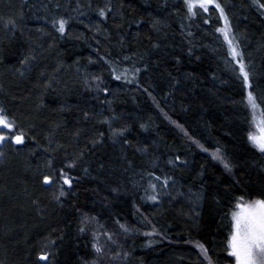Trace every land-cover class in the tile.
Here are the masks:
<instances>
[{
    "label": "trees",
    "instance_id": "1",
    "mask_svg": "<svg viewBox=\"0 0 264 264\" xmlns=\"http://www.w3.org/2000/svg\"><path fill=\"white\" fill-rule=\"evenodd\" d=\"M216 1L264 111V9ZM107 3L105 19L95 9ZM60 16L69 20L64 37L49 23ZM222 25L217 8L190 18L183 0H0V107L26 133L0 165V264H234L226 249L234 198L264 196V153L247 138L248 89ZM25 56L35 60L22 65ZM113 66L127 78L116 80ZM217 148L231 171L213 158ZM69 161L77 179L55 201L59 184L43 176ZM149 173L172 176L171 194ZM149 181L156 202L144 198ZM85 216L95 219L82 225ZM42 250L54 254L48 262L38 260Z\"/></svg>",
    "mask_w": 264,
    "mask_h": 264
},
{
    "label": "snow or ice",
    "instance_id": "2",
    "mask_svg": "<svg viewBox=\"0 0 264 264\" xmlns=\"http://www.w3.org/2000/svg\"><path fill=\"white\" fill-rule=\"evenodd\" d=\"M253 3L258 7L264 9V3L261 0H253ZM166 4V0H165ZM183 4L187 9V13L190 18L196 17L199 12L202 10L203 12H208L209 5L214 4L217 9L220 11V16L224 19V27L217 28L216 31L223 34V39L227 42L228 46V55L232 58L236 65H238L239 77L242 79L243 85L248 89L247 91V105L251 108V126L254 127L255 131L249 130L247 133L248 140L253 144L255 148H257L261 153H264V111H259L260 103L259 96L256 92V88L253 85L252 81V73L250 72L247 64L244 60V53L240 47L239 40L235 36V34L231 30V26L228 21V17L225 14L224 8L221 7L216 0H183ZM59 7V4H57ZM98 13L99 17L107 18L109 12L112 11L110 3L105 4L103 7H98L95 9ZM207 22V21H205ZM9 25L15 26V21L9 20L7 22ZM52 27L55 29L57 33L61 37L68 35L67 28L69 26V20L63 16L58 18H54L49 21ZM159 21H155L153 23V27ZM191 51V50H189ZM125 60L129 59V57H124ZM31 60H35V56H25L21 60L22 65H27ZM89 62L92 63L94 61L89 58ZM109 63H112L109 61ZM110 71L115 76L116 80H120L122 76L126 77L127 70L125 69L123 72L116 67L113 66ZM134 72H139L140 69H134ZM23 75V73H21ZM93 80L101 81L102 78L100 76L92 77ZM98 90L107 93L109 89L104 87L100 89V84L96 85ZM88 113H85L87 116ZM105 123H109L110 121L107 117L104 118ZM175 123V122H174ZM141 128H145L144 124L140 125ZM182 128L183 126L180 125ZM125 128H115L112 129L113 136H122L126 131ZM26 133L22 128L19 127L15 118L11 117L7 114L6 109L0 107V148H2L7 143H12L14 145H23L25 143ZM125 143H129L125 141ZM199 144L198 141H196ZM203 147L202 145H200ZM146 150V149H145ZM207 151V149H205ZM3 151H0V156H3ZM212 156L214 159L220 160L226 170L231 171L232 165L224 158L222 155L221 149L217 148ZM181 157L176 156L174 160H169L168 163L175 165L177 161H180ZM47 166L49 168L53 167L52 160L47 162ZM75 161H69L61 167L54 168V174L44 175L43 183L45 185H51L53 183L59 184V195L55 198L59 200L61 197L68 195V192L65 191L64 186L67 185L68 188L73 186V181L77 179L70 175V170L76 168ZM87 172V169H84ZM155 180L161 181L159 187L164 189V194L170 195V192H167V189L170 187V183L174 181V178L169 175L157 176L155 173H149ZM158 185L149 181L148 188L145 189L146 200L156 202L159 200L161 193L157 191ZM150 190V191H149ZM116 191V189H113ZM235 205L234 210L230 213V231L229 236L226 241V249L228 251V255L234 258V264H264V196L257 197L254 199H246L245 195H239L234 198ZM94 217L85 216L84 220L81 221L82 225L89 220H94ZM126 232L130 231V229L124 225H120ZM80 232L86 231V227L82 226L79 228ZM155 228H153V233H147L146 235H151L155 233ZM107 239L109 241L112 240V234L106 233ZM50 243L55 246V241L52 240ZM149 244L153 243V241H149ZM93 249L96 253H103L105 251V246L100 243L99 234H95L93 236ZM196 247L201 250V253L204 254L205 257L208 256V249L201 243H196ZM54 254L47 251L42 250L38 255V260L43 262H48L50 257ZM127 255V253L125 254Z\"/></svg>",
    "mask_w": 264,
    "mask_h": 264
},
{
    "label": "rangeland",
    "instance_id": "3",
    "mask_svg": "<svg viewBox=\"0 0 264 264\" xmlns=\"http://www.w3.org/2000/svg\"><path fill=\"white\" fill-rule=\"evenodd\" d=\"M217 2V1H216ZM211 7H215V5L214 4H210L209 5V8H211ZM216 8V7H215ZM219 10V9H218ZM222 21H223V25H222V27H224V19L222 18ZM230 24V23H229ZM231 26V25H230ZM231 30H232V28H231ZM233 32V31H232ZM235 34V33H234ZM236 36V35H235ZM222 37H223V34H222ZM223 40V42H224V44H225V46L227 47V49H228V46H227V42L224 40V39H222ZM237 67H238V65H236ZM238 73H239V71H238ZM259 111H262V108H261V106H260V109L258 110V112ZM253 128V131H255V128L254 127H252ZM21 147L22 145H14V144H12V143H7V144H5L2 148H0V151H3V153H4V155L3 156H0V165H2L4 162H5V160H4V157L5 156H7V154H10L11 152H12V150H14L15 148H17V147ZM10 148H12V149H10ZM15 153V155L17 156L18 155V153L15 151L14 152ZM58 187H59V185H58ZM58 190H55V193H50L51 195H53L54 194V199H55V201H57V199L55 198L56 196H58L59 195V188H57Z\"/></svg>",
    "mask_w": 264,
    "mask_h": 264
},
{
    "label": "bare ground",
    "instance_id": "4",
    "mask_svg": "<svg viewBox=\"0 0 264 264\" xmlns=\"http://www.w3.org/2000/svg\"><path fill=\"white\" fill-rule=\"evenodd\" d=\"M218 13H219V16H220V11L218 10ZM221 19H222V17H221ZM233 31V30H232ZM219 33V35H220V37H221V39H223V37H222V33H220V32H218ZM236 35V34H235ZM236 37H237V39H238V35H236Z\"/></svg>",
    "mask_w": 264,
    "mask_h": 264
}]
</instances>
